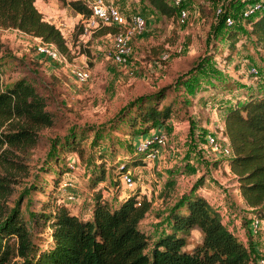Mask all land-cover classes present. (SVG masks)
I'll return each instance as SVG.
<instances>
[{
    "label": "rangeland",
    "instance_id": "374dc122",
    "mask_svg": "<svg viewBox=\"0 0 264 264\" xmlns=\"http://www.w3.org/2000/svg\"><path fill=\"white\" fill-rule=\"evenodd\" d=\"M114 1L126 15L138 11L148 18L146 32L132 38L130 56L124 64L113 60L112 39L107 28L82 36L78 13L62 0H37L35 3L45 19L61 28L67 43L66 64L40 55L36 51V41H31L32 38L21 31L0 27L3 86L11 85L21 76L30 78L46 97V107L52 111L54 119L52 125L39 130L40 141L25 159L28 172L17 173L7 203L11 208L19 206L29 230L33 231L32 212L44 207L48 195H53L50 189L54 180L59 182L55 199L64 201L71 212L83 217L91 213L93 196L98 191L110 203H115L139 189L140 195L151 200L140 227L154 239L167 227L168 214L186 188L201 179L203 193L210 204L220 210L226 225L236 232L243 229L253 214L241 197L236 173L220 162L223 156L212 152L204 141L206 129L203 125L208 119L202 117V111L208 105L197 91L199 86L204 91L216 83L220 84L218 87L224 86L223 89L238 83L236 76L242 74V58H248L261 69L258 58L261 55L264 58V44L261 43L264 37L257 40L247 21L240 18L243 6L251 7L258 0H185L189 18L184 22L176 15L161 14L148 0ZM218 6L235 18L233 26H227L223 16H216ZM232 37L238 39L233 46ZM165 52L169 57L162 59ZM71 65L88 68L89 78L78 83L70 70ZM246 65L249 70L251 64ZM252 77L248 74V78ZM161 87L166 91L162 101L172 98L175 109L172 120L164 124L167 142L156 160L129 166L135 179L133 188L123 186L121 179L118 186L114 183V165L124 160L125 154L133 152L134 141L155 134L154 130L134 132L129 120L127 123V119H122L121 111L136 96ZM222 95H215L209 108L218 110L220 101L227 98ZM192 97L199 99L193 103ZM196 115L199 116L195 118ZM137 127L141 129L143 125ZM215 129L212 132L217 133L220 127ZM3 165L0 156V167ZM102 170L105 179L92 187L91 177ZM64 182L71 184L64 185ZM219 196L222 202L226 201L228 211ZM227 213L234 216L229 218ZM48 233L45 227L42 232L35 231L33 238L43 245ZM263 233L264 220L256 237L259 250L252 247V240L246 239L244 233L239 235L251 247L248 264H260L258 260L264 258V247L259 242ZM200 240L201 234L194 228L186 238L185 247L190 250ZM17 260L18 256L13 257V261Z\"/></svg>",
    "mask_w": 264,
    "mask_h": 264
},
{
    "label": "trees",
    "instance_id": "16d2710c",
    "mask_svg": "<svg viewBox=\"0 0 264 264\" xmlns=\"http://www.w3.org/2000/svg\"><path fill=\"white\" fill-rule=\"evenodd\" d=\"M148 1L161 14L176 15L177 7L167 1ZM62 2L78 14L87 16L91 12L86 0ZM246 21L257 40L264 37V9ZM0 27L15 28L53 42L61 52L67 53L61 29L44 18L35 0H0ZM106 28L109 32L115 30L112 26ZM237 41L233 37L230 40L232 46ZM261 43L264 44V40ZM209 86L212 93L218 92L215 95L228 96L225 134L233 155L225 160L236 173L238 188L253 216L264 220V86L239 82L224 89V86L218 87V83ZM165 92L161 87L136 96L121 111L122 119H127V123L129 120L134 132L165 124L175 110L172 98L162 101ZM46 106V97L30 78L18 77L4 87L0 73V156L4 160L0 167V264L250 263L251 249L226 225L220 210L210 204L202 191L201 179L187 188L174 204L168 214L167 227L154 239L140 227L151 200L140 195L139 189L115 203H110L98 191L93 196L91 213L83 217L71 212L64 201L55 199L59 182L54 180L50 189L53 195H48L50 201L32 212L33 231L39 233L47 227L49 232L43 245L37 243L19 206L11 208L7 198L12 193L17 173L28 172L25 159L40 141L39 130L54 122L53 113ZM139 124L143 127L136 129L140 128ZM140 161L146 164L133 146L131 154H125L124 160L113 164L114 183L119 186L120 177L129 166ZM103 179L104 170L91 177V186ZM194 228L199 230L201 240L189 250L185 247L186 238ZM262 245L264 247V241ZM15 256H18L17 261H13Z\"/></svg>",
    "mask_w": 264,
    "mask_h": 264
},
{
    "label": "built area",
    "instance_id": "2783aa9c",
    "mask_svg": "<svg viewBox=\"0 0 264 264\" xmlns=\"http://www.w3.org/2000/svg\"><path fill=\"white\" fill-rule=\"evenodd\" d=\"M86 1L90 6L91 12L87 16L78 14L82 27L81 35L85 36L103 27L112 26L115 29L113 32H110L112 39L113 60L118 64L127 63L131 52L130 43L132 38L146 32L148 18L138 11H134L126 15L114 0ZM165 1H167L170 5L177 7L176 16L180 22L188 20L189 10L185 6V0ZM261 9H264V0H258V2H255V4L251 7L244 5L240 10V18L246 20L256 15ZM215 11L216 16H223L227 26H233L236 23L235 18L226 12L223 7L218 6ZM26 35L32 38L30 39L31 41H36V51L40 55L45 56L49 60H55L64 64L67 63L66 54L61 52L53 42L44 41L39 37L29 34ZM168 57L169 53L167 52L161 55L162 59H167ZM70 70L78 83L85 82L90 76V71L86 67L71 65ZM247 73L253 75L254 78H259V69L256 65H252ZM153 130L155 131V134L143 137L141 140L133 143L136 152L142 154L147 164L159 157L161 148L166 144L168 139V134L165 128L154 126L150 128V131ZM204 141L209 145L212 152L220 154L223 157L233 155V150L226 134H217L212 131H207L204 134ZM69 165L73 167L71 162ZM120 179L123 186L125 185L133 188L135 179L133 178V172L131 169L128 168ZM69 184H71V182H64V185ZM67 197L74 198L73 195H67ZM262 220L263 219L253 216L250 220L253 228L249 229V233L252 234L253 232H258L260 230ZM237 234L241 235L242 233L238 231ZM258 262L260 264H264V258H260Z\"/></svg>",
    "mask_w": 264,
    "mask_h": 264
},
{
    "label": "crops",
    "instance_id": "0c3cea01",
    "mask_svg": "<svg viewBox=\"0 0 264 264\" xmlns=\"http://www.w3.org/2000/svg\"><path fill=\"white\" fill-rule=\"evenodd\" d=\"M37 0H35V2H36ZM40 1V0H39ZM35 5H36V3H35ZM40 10V9H39ZM41 11V10H40ZM249 25V24H248ZM250 26V25H249ZM13 29H15V28H13ZM16 30H18V29H16ZM20 31V30H19ZM22 32V31H21ZM22 33H24V32H22ZM25 34V33H24ZM259 60H260V64H261V69H260V67H259V65L258 64H256V63H253V62H250V61H248V58H242L241 60H240V62H241V64H240V66H241V75H237L236 77H237V79H238V81L237 82H239V83H244V84H249V85H255V86H257V87H263L264 86V58L262 57V55H261V57L260 58H258ZM247 63H250L251 65H250V67L252 66V65H256L257 67H258V69H260L259 70V76H260V78H255V79H252V78H254V77H252L251 79L250 78H248V70H247ZM249 67V68H250ZM233 69H235V68H233ZM236 71V70H235ZM261 79V81H259ZM204 87H206V85L204 86ZM208 88H206L204 91L202 90V87L201 86H199V89H198V91L197 92H199V96H203L202 98L206 101L205 103H207V109L203 112L202 111V117L204 118V119H208V120H206L205 121V124L203 125L204 126V128L206 129V132L207 131H212V130H216L215 128H216V126L217 127H220V132L218 131L217 132V134H220V133H223V134H225V114H226V110H227V103L229 102V100L226 98V99H223V100H221L220 101V103H221V105L220 106H218V107H220L218 110H216L214 107H212V108H209V105L212 103V101H213V98L215 97V96H211L210 97V93L212 94V88L210 87V86H207ZM201 88V89H200ZM210 91V93H208V91ZM217 96V95H216ZM228 97V96H227ZM193 98V97H192ZM191 98V99H192ZM197 98L198 97H195V98H193L192 100V102L193 103H195V102H197ZM199 99V98H198ZM192 103V104H193ZM202 103V102H201ZM203 104V103H202ZM193 107H196L195 105L193 106ZM211 107V106H210ZM195 112V111H194ZM199 115H196L195 116V118H197ZM170 120H172V119H170ZM160 128H164V124H161V125H158ZM146 131H150V129H148V130H146ZM216 133V132H215ZM227 136V135H226ZM135 142V141H134ZM161 152H162V150H161ZM225 158L226 157H223V158H220V160H222V161H220V162H223V164L226 166V167H230L229 166V164L226 162V160H225ZM217 159V158H216ZM204 183V182H203ZM188 187V186H187ZM190 187V186H189ZM187 189V188H186ZM242 197V196H241ZM219 199L221 200V203H222V205L224 206V209H226L227 211H228V208L226 207V201H223L222 202V199L223 198H221L220 196H219ZM230 207V206H229ZM228 214V213H227ZM232 216H234L233 214H228V216L227 217H232ZM238 222V221H237ZM239 228V227H238ZM237 228V229H238ZM251 228H253L252 227V225H251V223H250V221L248 222V224L247 225H245L244 227H243V229H240V230H238V231H240L241 233L243 232L244 234H245V237H246V239H250V240H252V242H251V245H252V247H254V249L255 250H259V246L257 245V244H255L257 241V239H256V237H257V234L259 233V231L258 232H253L252 234L251 233H249V229H251ZM234 231V230H233ZM238 231L236 232V231H234L235 233H238ZM242 233V234H243ZM241 234V236H243ZM240 238V237H239ZM241 239V238H240ZM242 240V239H241ZM244 241V240H243ZM263 241H264V233H263V236H261L260 238H259V242H260V244H262L263 243ZM245 242V241H244ZM247 244V243H246ZM255 245V246H254ZM249 246V248L251 249V247H250V245H248ZM252 254V253H251ZM260 260V259H259ZM258 260V261H259Z\"/></svg>",
    "mask_w": 264,
    "mask_h": 264
}]
</instances>
